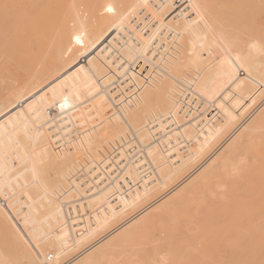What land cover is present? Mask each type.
I'll list each match as a JSON object with an SVG mask.
<instances>
[{"label": "bare ground", "instance_id": "bare-ground-1", "mask_svg": "<svg viewBox=\"0 0 264 264\" xmlns=\"http://www.w3.org/2000/svg\"><path fill=\"white\" fill-rule=\"evenodd\" d=\"M237 1L248 3L250 14L241 11L228 35L193 51L186 68L174 55L179 33L171 34L167 24L148 31L118 28L114 46L100 56L57 57L55 68L40 59L41 82L69 75L64 82L70 88L55 98L71 103L64 104L66 121L75 127L108 119L116 123L115 137L105 148L99 142L102 153L66 189L68 200L60 195L53 205L10 203L7 210L16 215L8 224L19 240L10 238L7 252L0 248V264H85L111 245L127 256L118 264L166 262L182 245L180 232L225 219L228 196H245L228 186L259 183L249 172L264 169V0ZM177 18L170 19L189 23L186 14ZM60 107L52 115L62 121ZM34 210L54 227L80 233L69 255L60 259L46 244L39 227L45 225H37ZM175 212L182 224L159 225ZM154 231L156 237L147 240Z\"/></svg>", "mask_w": 264, "mask_h": 264}, {"label": "rangeland", "instance_id": "rangeland-1", "mask_svg": "<svg viewBox=\"0 0 264 264\" xmlns=\"http://www.w3.org/2000/svg\"><path fill=\"white\" fill-rule=\"evenodd\" d=\"M250 7L237 0H0V206H7L3 209L7 214H0V227L6 229L0 228V248L7 252L6 242L13 243L15 236L19 240L17 229L8 224L16 215L8 212L13 208L10 203L53 205L60 195L68 200L66 189L94 166L103 151L101 143L105 148L115 137V122L109 124L108 119L99 124L82 120L75 127L66 121L64 104L71 103L55 98L69 87L64 82L69 75L41 82L46 78L39 71L41 58L55 68L57 57L100 56L101 49L114 46L118 28L136 26L148 31L167 24L171 34L179 33L174 55L186 68L193 51L203 49L210 38L228 35V27L241 11L247 16ZM175 14L178 18L188 15L189 23L170 19ZM84 48L87 52L81 51ZM58 106L62 121L52 115ZM254 174L260 178L254 186H228L229 191L245 196H228L225 219L215 217L201 229L180 232L182 245L166 255V262L156 264H264V169L249 172ZM237 175L244 176L243 170ZM34 215L40 225V212L34 210ZM160 222L182 224L176 212ZM42 224L39 227L44 228L41 233L46 234L50 249H57L60 259L69 255L80 233L54 227L45 219ZM95 226L89 223V228L95 230ZM155 231L147 240L156 237ZM121 249L111 245L104 256L96 252L85 264H118L127 257Z\"/></svg>", "mask_w": 264, "mask_h": 264}, {"label": "snow or ice", "instance_id": "snow-or-ice-1", "mask_svg": "<svg viewBox=\"0 0 264 264\" xmlns=\"http://www.w3.org/2000/svg\"><path fill=\"white\" fill-rule=\"evenodd\" d=\"M108 10H109V11H112V9H111V8H109ZM77 42H79V41H77Z\"/></svg>", "mask_w": 264, "mask_h": 264}]
</instances>
